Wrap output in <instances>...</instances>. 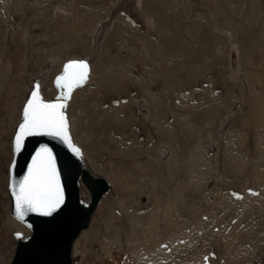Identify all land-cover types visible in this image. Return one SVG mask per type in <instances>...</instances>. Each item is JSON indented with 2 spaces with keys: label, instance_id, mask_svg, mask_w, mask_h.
<instances>
[{
  "label": "rangeland",
  "instance_id": "1",
  "mask_svg": "<svg viewBox=\"0 0 264 264\" xmlns=\"http://www.w3.org/2000/svg\"><path fill=\"white\" fill-rule=\"evenodd\" d=\"M69 58L90 65L69 130L111 184L73 264H264V0H0V264L29 234L7 192L22 106Z\"/></svg>",
  "mask_w": 264,
  "mask_h": 264
},
{
  "label": "water",
  "instance_id": "2",
  "mask_svg": "<svg viewBox=\"0 0 264 264\" xmlns=\"http://www.w3.org/2000/svg\"><path fill=\"white\" fill-rule=\"evenodd\" d=\"M83 60L88 64V75L86 80L75 86L69 93L66 101L61 102L67 105L75 88L84 85L90 75V65L86 59L69 58L62 63L61 69L53 77V83L57 89L54 100H43L45 102H56L62 98L63 90L56 84L57 76L64 73V65L69 61ZM39 81L33 82V88L27 99ZM39 94L42 97L40 90ZM26 99V101H27ZM20 120L12 136V159L8 168L7 192L9 196V211L15 216V200L12 194V187L18 185L19 181L27 174L32 159L41 147H48L55 159L56 169L59 174L60 185L63 190L64 201L61 206L49 216L39 213H27L22 222L29 230L28 235L23 236L22 231L13 232L16 238V245L12 258L8 264H72V242L81 230L87 228L90 217L102 196L110 187L108 179L102 175H95L85 165L84 155L80 147L74 142L70 130L71 142L80 150L76 155L59 138L48 135H31L24 139L19 152L15 151V133L21 123L23 107ZM66 117V112L63 109ZM67 123L68 119L66 117ZM81 183L89 193L88 200L81 197ZM18 220V219H17ZM20 221V220H19ZM17 233L20 235L18 236Z\"/></svg>",
  "mask_w": 264,
  "mask_h": 264
},
{
  "label": "snow or ice",
  "instance_id": "3",
  "mask_svg": "<svg viewBox=\"0 0 264 264\" xmlns=\"http://www.w3.org/2000/svg\"><path fill=\"white\" fill-rule=\"evenodd\" d=\"M88 75V64L83 60L69 61L64 73L57 76L56 84L63 90L56 102H45L37 83L23 107V119L15 133V151L19 152L24 139L31 135H48L59 138L76 155L80 150L71 142L68 123L63 112L71 90L82 84ZM15 200V216L21 222L27 213L49 216L63 203L64 195L51 150L41 147L32 159L27 174L18 185L11 186ZM19 236L20 234L17 233Z\"/></svg>",
  "mask_w": 264,
  "mask_h": 264
},
{
  "label": "bare ground",
  "instance_id": "4",
  "mask_svg": "<svg viewBox=\"0 0 264 264\" xmlns=\"http://www.w3.org/2000/svg\"><path fill=\"white\" fill-rule=\"evenodd\" d=\"M123 68V67H122ZM123 70H125L126 71V69H124L123 68ZM88 81V80H87ZM87 84V82L84 84V85H82V86H85ZM78 88V87H77ZM86 88V87H85ZM55 99H57V97H55ZM152 122H155V123H157L158 122V118L157 117H153L152 119ZM68 127H69V125H68ZM82 151V150H81ZM93 173V172H92ZM110 183V182H109ZM110 186H111V184H110ZM82 187H84L85 188V186L81 183V187H80V193H81V197H82V190H81V188ZM88 195H89V193H88ZM83 198V197H82ZM11 214V213H10ZM91 218V217H90ZM14 219L17 221V222H19L21 225L23 224L21 221H19V220H17L15 217H14ZM24 225V224H23ZM25 226V225H24ZM86 229V228H85ZM84 230V229H83ZM83 230H81V232L83 231ZM28 231H29V233H30V230L28 229ZM80 232V233H81ZM80 233L75 237V239L73 240V242H72V264H73V246H74V242H75V240L77 239V237L80 235ZM23 236H25L24 235V233H23Z\"/></svg>",
  "mask_w": 264,
  "mask_h": 264
}]
</instances>
